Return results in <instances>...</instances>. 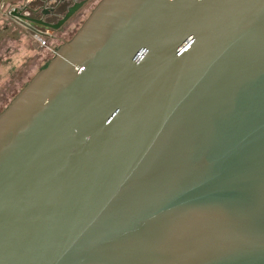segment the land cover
I'll return each instance as SVG.
<instances>
[{
    "label": "water",
    "instance_id": "obj_1",
    "mask_svg": "<svg viewBox=\"0 0 264 264\" xmlns=\"http://www.w3.org/2000/svg\"><path fill=\"white\" fill-rule=\"evenodd\" d=\"M0 264H264V0H100L0 112Z\"/></svg>",
    "mask_w": 264,
    "mask_h": 264
},
{
    "label": "rangeland",
    "instance_id": "obj_2",
    "mask_svg": "<svg viewBox=\"0 0 264 264\" xmlns=\"http://www.w3.org/2000/svg\"><path fill=\"white\" fill-rule=\"evenodd\" d=\"M27 1L8 0L6 7L0 9V111L31 75L48 65L56 49L80 27L74 25L75 18H72L59 29L48 32L47 44L42 46L28 31L5 15L9 7L26 5ZM99 1L93 0L92 3Z\"/></svg>",
    "mask_w": 264,
    "mask_h": 264
},
{
    "label": "flooded vegetation",
    "instance_id": "obj_3",
    "mask_svg": "<svg viewBox=\"0 0 264 264\" xmlns=\"http://www.w3.org/2000/svg\"><path fill=\"white\" fill-rule=\"evenodd\" d=\"M92 2H93V0H28L26 5H24V6L28 12L29 17H31L35 20H38V21L56 24L61 19L64 18V16L69 12V10L71 8H73L76 4H81L80 7L64 23V24H66L70 19L75 18L74 22H73L74 25H76V26L80 25L81 26V24L84 22V20L92 12L94 7L98 4V3L93 4ZM88 5H90V6L87 8ZM38 25L43 27L49 33L53 30H57V29H54L52 27L44 26L42 24H38ZM28 81H26V83ZM24 85H22V87ZM16 93L13 94L12 96L14 97L16 95ZM12 98L10 99V101L12 100Z\"/></svg>",
    "mask_w": 264,
    "mask_h": 264
},
{
    "label": "built area",
    "instance_id": "obj_4",
    "mask_svg": "<svg viewBox=\"0 0 264 264\" xmlns=\"http://www.w3.org/2000/svg\"><path fill=\"white\" fill-rule=\"evenodd\" d=\"M8 0H0V9L5 8ZM1 11V10H0ZM5 15L20 26L23 30L28 31L31 36L42 46L47 44L49 33L43 27L31 21L24 5L18 7H9Z\"/></svg>",
    "mask_w": 264,
    "mask_h": 264
},
{
    "label": "crops",
    "instance_id": "obj_5",
    "mask_svg": "<svg viewBox=\"0 0 264 264\" xmlns=\"http://www.w3.org/2000/svg\"><path fill=\"white\" fill-rule=\"evenodd\" d=\"M32 77V75L29 77V80H30V78ZM18 92V91H17Z\"/></svg>",
    "mask_w": 264,
    "mask_h": 264
}]
</instances>
